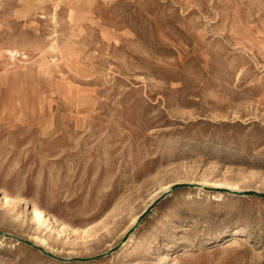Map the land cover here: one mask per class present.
Here are the masks:
<instances>
[{"label":"rangeland","instance_id":"rangeland-1","mask_svg":"<svg viewBox=\"0 0 264 264\" xmlns=\"http://www.w3.org/2000/svg\"><path fill=\"white\" fill-rule=\"evenodd\" d=\"M0 264H264V0H0Z\"/></svg>","mask_w":264,"mask_h":264},{"label":"built area","instance_id":"built-area-1","mask_svg":"<svg viewBox=\"0 0 264 264\" xmlns=\"http://www.w3.org/2000/svg\"><path fill=\"white\" fill-rule=\"evenodd\" d=\"M7 55L11 59H25L27 57V54L25 52H20L15 50L9 51Z\"/></svg>","mask_w":264,"mask_h":264},{"label":"bare ground","instance_id":"bare-ground-1","mask_svg":"<svg viewBox=\"0 0 264 264\" xmlns=\"http://www.w3.org/2000/svg\"><path fill=\"white\" fill-rule=\"evenodd\" d=\"M30 63V62H29ZM32 66V65H31ZM22 68V67H21ZM31 69V68H30ZM33 70V69H32Z\"/></svg>","mask_w":264,"mask_h":264}]
</instances>
